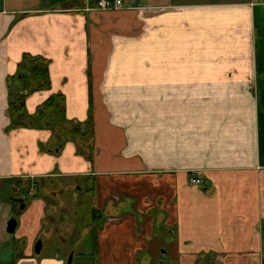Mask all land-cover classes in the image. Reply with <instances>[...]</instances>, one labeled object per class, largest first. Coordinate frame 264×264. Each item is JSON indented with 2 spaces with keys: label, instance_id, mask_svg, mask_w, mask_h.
Wrapping results in <instances>:
<instances>
[{
  "label": "crops",
  "instance_id": "1",
  "mask_svg": "<svg viewBox=\"0 0 264 264\" xmlns=\"http://www.w3.org/2000/svg\"><path fill=\"white\" fill-rule=\"evenodd\" d=\"M123 1L0 0V187L94 182L93 207L111 211L90 239L92 264H262L264 0ZM24 54L45 58L50 80L26 95V113L54 96L62 115L10 128ZM62 119L84 134H60ZM23 204L21 246L0 223V264L82 254H35L46 204Z\"/></svg>",
  "mask_w": 264,
  "mask_h": 264
},
{
  "label": "rangeland",
  "instance_id": "2",
  "mask_svg": "<svg viewBox=\"0 0 264 264\" xmlns=\"http://www.w3.org/2000/svg\"><path fill=\"white\" fill-rule=\"evenodd\" d=\"M52 178V182H50L49 179L42 177L38 178L39 180L32 181L30 184L32 187L31 191L26 195L23 187L27 184L24 182L16 183V181L12 179L1 185L0 199H2L3 202H9L7 208H5L4 204L1 207L2 213L0 216V223L4 229L3 234H6L5 236L10 246L13 244L21 246V240L16 238L17 233H7L5 228L6 223L10 218L14 217L19 221L23 214V204L20 205L14 201V198L17 197L18 191H22L21 194L25 195L23 203H26L27 206H29L33 199L36 201L42 199V202L46 204L45 216L42 219L43 228L46 231H51L52 228L56 226L55 228L62 232V235H60L61 239L65 240L64 238L66 235L67 243L73 245L72 250L76 249L77 252L82 253L73 258L71 252H69V254L63 258L64 263L62 264H92L91 259H89L86 254L91 248V229L95 223L98 224L101 221L100 226L102 227V225H104L103 216L105 217L107 211L109 212L111 210L109 208L102 210V218L97 221L94 220V222L91 217V208L93 206L92 196L87 193L85 189L86 186L82 184L80 179L69 177ZM78 185L81 187L78 188ZM15 187L19 188V190H15ZM8 190L10 195L8 194ZM37 205L38 203H36V207ZM65 228H68L70 231L65 232ZM45 251L49 252V246L45 247ZM9 254H11L10 251ZM14 261L15 260L13 259L9 260L8 264H14Z\"/></svg>",
  "mask_w": 264,
  "mask_h": 264
},
{
  "label": "trees",
  "instance_id": "3",
  "mask_svg": "<svg viewBox=\"0 0 264 264\" xmlns=\"http://www.w3.org/2000/svg\"><path fill=\"white\" fill-rule=\"evenodd\" d=\"M10 84V99L8 112L10 117V128L14 127H25V126H38L47 122L49 117L57 118L62 115V103L59 99L51 96L46 101H44L36 110L34 114H27L25 110V97L28 93L36 90L46 89L50 85L49 74H48V62L45 58L36 55L24 54L22 57V62L20 69L17 73L9 78ZM58 99V100H57ZM58 119V118H57ZM66 120H60L59 132L63 135H68L71 137L72 134L78 132L80 127L78 125L74 126L71 122ZM65 122V123H64ZM65 125H64V124ZM67 129H66V128ZM71 128V129H70ZM80 136L84 133L79 131ZM27 185L23 188L25 189V195L30 191L31 182L25 181ZM80 188L81 186L78 185ZM94 182H90L87 186L86 191L92 196V202L94 203ZM22 191H20L21 193ZM92 220L97 221L102 218L99 210L92 206L91 208ZM102 222V221H101ZM100 222V223H101ZM104 222V220H103ZM100 225V224H98ZM100 226L92 229L90 236L93 247L97 239V231Z\"/></svg>",
  "mask_w": 264,
  "mask_h": 264
},
{
  "label": "flooded vegetation",
  "instance_id": "4",
  "mask_svg": "<svg viewBox=\"0 0 264 264\" xmlns=\"http://www.w3.org/2000/svg\"><path fill=\"white\" fill-rule=\"evenodd\" d=\"M19 204L22 205L23 204V201H19ZM24 205V204H23ZM22 205V206H23ZM101 213V211H100ZM102 215V214H101ZM108 217L107 216H103V220L107 219ZM17 220V219H16ZM95 222V221H94ZM100 224V223H98ZM97 223H95L92 227L95 228V227H98L100 225H98ZM56 226H54L52 228L51 231H46L43 226L42 228L38 231L35 239H34V244H33V249H34V253L38 254L40 253V250L42 249L43 245H49L50 249L52 248H56L55 247V244L57 245V247L61 248V249H67L69 248L68 247V243H67V240H66V235H65V240L61 239L60 235H62V232L61 230H57L55 228ZM101 227V226H100ZM92 229H91V233H92ZM67 230V231H66ZM15 231V230H14ZM65 232H69L70 230H68V228H65L64 230ZM48 232V233H47ZM14 233V232H13ZM91 236V235H90ZM52 239V240H51ZM57 242V243H56ZM52 243V244H51ZM51 245H54V246H51ZM71 252V248L68 249V253Z\"/></svg>",
  "mask_w": 264,
  "mask_h": 264
},
{
  "label": "built area",
  "instance_id": "5",
  "mask_svg": "<svg viewBox=\"0 0 264 264\" xmlns=\"http://www.w3.org/2000/svg\"><path fill=\"white\" fill-rule=\"evenodd\" d=\"M124 4L123 0H96L95 8L98 9H106V8H120ZM190 183L199 185L202 183V179L200 177L191 176Z\"/></svg>",
  "mask_w": 264,
  "mask_h": 264
},
{
  "label": "water",
  "instance_id": "6",
  "mask_svg": "<svg viewBox=\"0 0 264 264\" xmlns=\"http://www.w3.org/2000/svg\"><path fill=\"white\" fill-rule=\"evenodd\" d=\"M16 225H17V220L14 217L10 218L6 223V228H5L6 232L10 234L13 233L16 228ZM262 264H264V259Z\"/></svg>",
  "mask_w": 264,
  "mask_h": 264
}]
</instances>
